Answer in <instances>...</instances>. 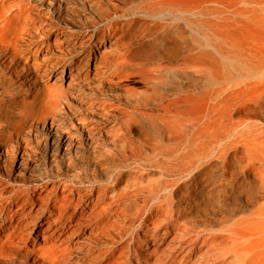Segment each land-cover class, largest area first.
Segmentation results:
<instances>
[{
  "label": "bare ground",
  "instance_id": "bare-ground-1",
  "mask_svg": "<svg viewBox=\"0 0 264 264\" xmlns=\"http://www.w3.org/2000/svg\"><path fill=\"white\" fill-rule=\"evenodd\" d=\"M112 107L123 140L88 116ZM170 143L120 187L123 147ZM3 177L0 264H264V0H0Z\"/></svg>",
  "mask_w": 264,
  "mask_h": 264
},
{
  "label": "rangeland",
  "instance_id": "rangeland-1",
  "mask_svg": "<svg viewBox=\"0 0 264 264\" xmlns=\"http://www.w3.org/2000/svg\"><path fill=\"white\" fill-rule=\"evenodd\" d=\"M46 13H44L42 15V18L46 20ZM48 22H51L50 19L48 20ZM79 24V25H78ZM78 26V27H77ZM77 26L75 25V31L77 32L78 35H84V32L82 34V31L80 30V23H77ZM79 28V29H78ZM80 32V34L78 33ZM80 35V36H81ZM126 82V83H125ZM130 85L132 86L135 90H136V95H131L129 93H127L126 91H124V86L123 85ZM110 87L113 88V91H110ZM119 87V88H118ZM89 88L92 90L93 93H97L92 95L91 98L95 101H108V102H112L113 104L116 103H122L124 105H129V103L135 101L137 99V97L140 96V94L143 93V90L145 88L144 83L140 81V79L137 76H131L129 79L127 80H123L122 82H120V84L118 85H109V84H105L103 85L102 88H98L95 86H89ZM108 88V89H107ZM85 89H86V85H85ZM143 89V90H141ZM87 91H89L88 89H86ZM101 96V97H100ZM124 98V99H123ZM125 102V103H124ZM114 114L116 116H114ZM88 116L94 119H97L98 121H100L101 123H107L108 119L111 121V125H112V131H114V133L112 134L115 138L120 140H123V137L125 135V128H124V120L122 119L121 115L119 112H117L115 107H112L109 109V112L106 114H100V113H95V112H89ZM120 116V117H119ZM107 120V121H106ZM123 120V121H122ZM135 131H134V135L136 136V138H140L145 140L146 138H152L154 139V136L152 135V133L148 130V128L143 127V128H136L134 127ZM154 141V140H152ZM120 145H123V143ZM172 146V147H170ZM169 147V148H168ZM176 146L173 145V143L170 144H165L163 146L160 145V147L158 146V148L156 150H149V149H142V151H139L137 154H135V151L131 148V147H123L124 153L126 154V156H128L129 162L128 164L130 165L128 168H126L124 170V180L123 183L120 184V187L124 188L127 184H129L131 181V177H136L139 178L141 171L138 173V169L135 168L136 163H141V164H148L150 163V161H152L155 158H159L160 156L158 155L159 152H163L165 155L164 156H171L172 158L178 153L177 149L175 148ZM165 148V149H163ZM171 152V153H170ZM175 153V154H174ZM100 154V153H99ZM135 154V155H134ZM162 158V157H161ZM20 154L17 155V160L16 162H18V160H20ZM93 164L96 163L94 165V168H98V169H107V170H113L118 168V160L117 157L112 155V154H104V155H98V154H93ZM65 165H69V161L65 160ZM71 162L73 164H75L76 166L79 164V160L75 159L74 161L71 160ZM16 165V164H15ZM93 168V169H94ZM15 169V168H13ZM95 175L99 176L101 179L104 178L102 176H100V174H98V170L97 172H94ZM35 179L34 181L31 183L30 186H34V185H39L41 184L43 181H40V179L38 178L37 174L36 177L33 176ZM1 182L2 185L0 186L3 187L7 184L14 186V187H18V185L13 184L10 180L6 179V177L1 178ZM5 183V185H4ZM165 194L166 192L163 190V188L161 187H156L154 192L148 197L147 200V209H149L152 206H156L158 204L163 203L164 198H165ZM155 198V199H154ZM202 212V211H201ZM200 212V214H201ZM34 223L30 224V228L33 227ZM32 226V227H31ZM80 251H76L74 250V253L77 254Z\"/></svg>",
  "mask_w": 264,
  "mask_h": 264
}]
</instances>
